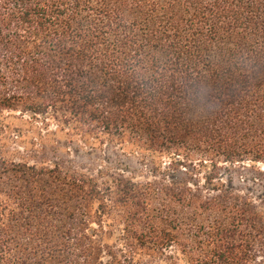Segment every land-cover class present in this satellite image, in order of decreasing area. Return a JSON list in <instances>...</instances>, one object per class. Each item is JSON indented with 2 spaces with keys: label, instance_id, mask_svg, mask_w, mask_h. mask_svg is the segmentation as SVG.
Here are the masks:
<instances>
[{
  "label": "trees",
  "instance_id": "1",
  "mask_svg": "<svg viewBox=\"0 0 264 264\" xmlns=\"http://www.w3.org/2000/svg\"><path fill=\"white\" fill-rule=\"evenodd\" d=\"M10 111L140 168L0 145V264H264V0H0Z\"/></svg>",
  "mask_w": 264,
  "mask_h": 264
},
{
  "label": "rangeland",
  "instance_id": "2",
  "mask_svg": "<svg viewBox=\"0 0 264 264\" xmlns=\"http://www.w3.org/2000/svg\"><path fill=\"white\" fill-rule=\"evenodd\" d=\"M8 132L2 136L5 149L20 151L30 156L31 162L59 163L65 169H77L96 175L100 169L111 168L113 172H125L139 169L138 160L130 154L105 147L94 149L86 142L88 137L83 131L69 126H59L53 118L33 117L20 111L5 112ZM235 185L244 186L243 179L235 176ZM264 185V184H263ZM257 195L264 196V190L258 188ZM260 193V194H259ZM170 264L169 261H137V264ZM180 264H185L180 261Z\"/></svg>",
  "mask_w": 264,
  "mask_h": 264
}]
</instances>
